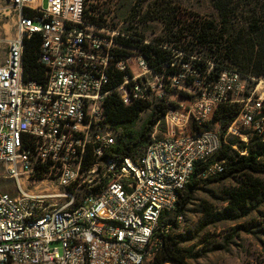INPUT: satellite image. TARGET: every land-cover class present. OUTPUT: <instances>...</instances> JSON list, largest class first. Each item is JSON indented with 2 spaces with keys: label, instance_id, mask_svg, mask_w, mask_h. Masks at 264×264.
Segmentation results:
<instances>
[{
  "label": "built area",
  "instance_id": "1",
  "mask_svg": "<svg viewBox=\"0 0 264 264\" xmlns=\"http://www.w3.org/2000/svg\"><path fill=\"white\" fill-rule=\"evenodd\" d=\"M107 1L0 0V177L16 188L0 191V264H143L196 164L222 147L210 128L217 110L238 109L227 134L264 141V76L141 41L169 53L157 63L122 44L141 28L111 24ZM36 34L44 84L24 79L25 40ZM116 72L123 79L113 87ZM180 90L185 100H173ZM114 93L125 106H169L137 158L112 153L120 132L105 122V103ZM223 171L216 161L205 174ZM52 181L65 193L50 192Z\"/></svg>",
  "mask_w": 264,
  "mask_h": 264
},
{
  "label": "trees",
  "instance_id": "2",
  "mask_svg": "<svg viewBox=\"0 0 264 264\" xmlns=\"http://www.w3.org/2000/svg\"><path fill=\"white\" fill-rule=\"evenodd\" d=\"M214 1L218 11V20L202 21L194 17L192 26L180 27L178 33L183 36L176 35V39L181 40L184 37L183 43L187 45L181 49L208 57L214 60L220 68L236 70L244 77L264 76V0ZM143 3L144 0H134L130 11L136 13L138 11L136 8L142 7ZM97 9L96 6H91V11H101ZM165 10L149 8L146 17L154 14L156 17L153 19L160 17L168 26L178 28L181 22L179 18L174 15L170 16L166 8ZM135 13L131 19L135 17ZM91 22L95 23L96 20L91 18ZM136 23L141 28L139 25H143L145 19L140 18ZM185 29L187 32L184 31ZM134 34L138 36L137 39L122 41V44L126 47L140 48L147 57L153 59L154 56L157 63L167 60L169 57L167 51L154 48L152 45H141V41L146 39L142 31L140 33L136 31ZM41 44L42 39L39 34L25 40L23 54L25 81L44 84L47 80L46 70L39 61ZM188 45L193 48H188ZM114 76L113 87L122 81L123 73L116 72ZM146 108H148L147 104L141 102L125 106L115 93L107 99L105 122L121 131L112 148V153L117 157L134 158L137 153L143 154L151 141L154 126L166 114L169 106L156 105L149 118L137 130V120ZM237 114L238 109L233 106H222L217 110L214 119L221 123L223 133L226 132ZM234 146L237 150L233 148ZM244 151L246 154L241 155ZM216 161L224 164L223 172L204 180L197 178L205 174L210 165ZM239 175L246 177L249 183L245 188L227 192L226 202L230 205L228 208L232 210L231 214L235 212L240 217L251 211L252 208L248 205L256 206L264 202V188L258 180L253 179V176L264 175V141L257 136H250L247 144L233 138L229 145L223 143L218 153L208 162L196 164L191 180L180 193L175 209L163 213L159 220L152 239V242L157 241L151 248L153 264H188L190 251L184 248L181 237L175 235L174 231L183 221V214L191 204L195 191L202 185L221 183Z\"/></svg>",
  "mask_w": 264,
  "mask_h": 264
},
{
  "label": "rangeland",
  "instance_id": "3",
  "mask_svg": "<svg viewBox=\"0 0 264 264\" xmlns=\"http://www.w3.org/2000/svg\"><path fill=\"white\" fill-rule=\"evenodd\" d=\"M107 2L102 4L101 10L109 11L107 15L111 24L120 25L122 28L135 27V25L138 26L135 22L143 18L145 23L139 26L146 40L161 44L170 50L179 51L187 46L183 43L185 38L178 40L176 35L183 36L178 33V29L183 26H192L194 17L202 21L218 20L214 0H144L142 7L136 8L138 9L136 13L130 11L134 0H108ZM149 8L152 10H165L166 8L170 16H177L181 21L178 28L168 26L160 17L153 19L156 17L154 14L146 17ZM134 13L135 17L131 19ZM184 31L187 32V29ZM188 48L191 49L193 46L188 45ZM175 94L173 98L175 101L180 102L186 98V93L181 90ZM152 109L148 107L140 114L137 120V130L149 118ZM110 128L114 129L111 126ZM159 128L157 137L161 138L164 131L163 127ZM210 128L220 133L225 145H229L233 138L239 139L237 136L223 133L219 121L212 122ZM114 130L121 132L116 128ZM241 133L248 138L252 136L247 130L241 129ZM235 148L237 149L236 146ZM141 154L137 153L134 158ZM1 173L0 168V175ZM211 176L202 174L197 178L204 180ZM41 178L43 175L38 179ZM253 179L258 180L264 188V175L253 176ZM247 183L249 180L239 175L221 183L202 185L195 191L191 204L183 214V221L174 231L175 235L181 237L184 248L190 251L188 264H264V202L256 206L248 205L252 208L251 211L240 217L235 212L231 214L232 210L228 208L230 205L226 202L227 192L245 188ZM31 184L33 182H27L28 189ZM45 184L50 186V192L65 193V189L58 187L54 181ZM0 191L16 195L14 181L1 176ZM63 201L64 199H59V202ZM154 243L156 244L157 241L155 240L148 246L146 260L143 264H153L151 248L155 246Z\"/></svg>",
  "mask_w": 264,
  "mask_h": 264
}]
</instances>
